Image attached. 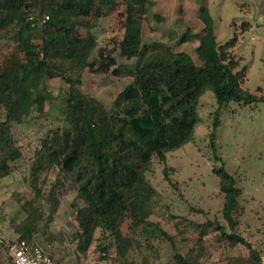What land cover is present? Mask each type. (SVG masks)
<instances>
[{
	"label": "trees",
	"instance_id": "trees-1",
	"mask_svg": "<svg viewBox=\"0 0 264 264\" xmlns=\"http://www.w3.org/2000/svg\"><path fill=\"white\" fill-rule=\"evenodd\" d=\"M217 1L204 0L199 7L205 33L198 34L192 20H181L187 27L179 40L197 43L198 63L184 49L157 40L143 42V20L154 0H0V39H14L0 63V181L23 176L29 188L12 193L24 216L13 226L15 237L0 238V264H14L12 245L21 239L43 247L57 264L79 262L96 242L98 257L110 259L111 237L118 241L115 259L139 264L130 258V248L121 250L127 242L124 232L149 251L152 264H161L158 258L165 251L164 264H260L262 251L242 233L245 190L226 167L218 130L232 101L252 106L264 101V85L255 90L244 86L247 66L235 49L239 30L218 40ZM118 9L122 36L111 37L110 44L95 29ZM240 25L245 31L252 21L244 19ZM116 54L136 57V70L107 107L80 84L86 72L119 77ZM47 77L68 83L64 96L56 98L60 114L38 120L36 135L23 142L26 117L35 109L47 113L53 99ZM208 89L216 97L207 135L214 157L221 160L213 169L221 178L223 220L209 217L208 210L192 201L185 214L170 211L164 220L155 219L161 192L149 173L155 161L162 164L170 185L182 195L180 182L171 177L170 169L176 168L168 163V153L193 139L200 98ZM42 117L38 113L37 119ZM22 158L23 169L18 164ZM70 187L76 194L69 233L52 223ZM194 211L206 220L191 217ZM260 219L264 225V216ZM239 244L249 248L247 254L230 253ZM163 245L169 249L164 251Z\"/></svg>",
	"mask_w": 264,
	"mask_h": 264
},
{
	"label": "rangeland",
	"instance_id": "rangeland-1",
	"mask_svg": "<svg viewBox=\"0 0 264 264\" xmlns=\"http://www.w3.org/2000/svg\"><path fill=\"white\" fill-rule=\"evenodd\" d=\"M154 2L153 5H148L146 18L143 20V42L157 40L171 45L175 50L184 49L200 63L196 51L197 43L181 42L179 36L187 27L181 21L183 19L192 20L198 34L208 31L198 16L199 7L204 0H154ZM119 9L109 17L100 20L99 27L95 29L100 40L108 38V42L112 44L111 37L122 36V29L119 27ZM213 9L217 19L215 29L218 40L225 41L239 30V39L235 49L237 55L242 57V65L247 66L248 78L244 86L255 90L258 85H264V0H218ZM157 14H160L162 18L158 19ZM244 19H250L252 25L245 31H241L240 23ZM80 28L83 32L88 31L84 26ZM13 46L12 37L4 35L0 39V63ZM116 56L121 68L119 77L86 72L82 75L83 80L80 84L83 91L93 94L107 107L111 105L116 94L133 79L136 70V57L129 59L117 54ZM46 82L51 85L53 99L48 102L47 113L35 109L26 117L29 122L21 126L20 134V140L23 142L25 138H33L36 135L39 121H43L44 118L52 120L60 114L61 103L56 101V98L64 96L68 83L61 77H47ZM215 98L212 89L202 94L198 109L200 119L196 124L193 139L168 153V163L176 168L175 171L170 169V174L173 180L180 182L182 195L170 185L162 164L155 161L154 168L149 173V177L161 192L159 206L153 215L155 219L164 220L165 216L170 215V211L185 214L189 210V202L192 201L196 206L208 210L209 217L214 218L217 215L223 220L221 209L224 194L220 193L221 178L213 169L214 166L220 164L221 160L214 157L207 135L213 118L212 112L216 105ZM38 113L43 114L41 119H37ZM221 119L218 143L223 160L226 167L234 172L238 185L245 190L241 200L245 205L242 233L247 236L253 247L262 251L261 264L264 258V225L260 219V216H264V101L259 102L258 106L241 105L232 101L223 110ZM18 164L22 165L21 169H23L24 159H19ZM28 190V184L23 176L0 181V238L9 239L16 236L13 226L23 218L24 212L13 198L12 193ZM75 194L76 189L70 187L63 196L60 209L52 223L54 227L69 233L73 229L72 202ZM191 217L199 221L206 220L203 214L196 211L191 214ZM164 226L170 227L167 223H164ZM124 237L127 242L121 246L122 251L130 248V258H134L139 264H152L153 257L148 253L149 251L140 249L125 232ZM108 243L110 259L98 257L99 245L96 242L89 255L73 263L121 264L114 258L118 251V241L115 237H111ZM163 248L164 251L168 250L169 245H163ZM248 251L247 246L239 244L230 253L247 254ZM161 253L162 257L158 258V262L164 264L166 251ZM216 256L218 254L214 257Z\"/></svg>",
	"mask_w": 264,
	"mask_h": 264
},
{
	"label": "built area",
	"instance_id": "built-area-1",
	"mask_svg": "<svg viewBox=\"0 0 264 264\" xmlns=\"http://www.w3.org/2000/svg\"><path fill=\"white\" fill-rule=\"evenodd\" d=\"M35 14L31 13L29 18L33 19ZM43 20L49 18L45 16ZM41 22V19H40ZM14 253V264H57L54 257L43 247L30 245L25 239L16 241L12 245ZM261 264H264V258Z\"/></svg>",
	"mask_w": 264,
	"mask_h": 264
}]
</instances>
